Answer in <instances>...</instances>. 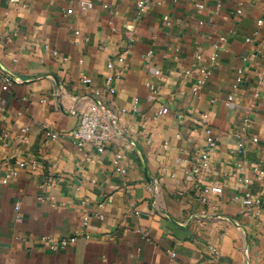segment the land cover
I'll use <instances>...</instances> for the list:
<instances>
[{
  "label": "crops",
  "instance_id": "0c3cea01",
  "mask_svg": "<svg viewBox=\"0 0 264 264\" xmlns=\"http://www.w3.org/2000/svg\"><path fill=\"white\" fill-rule=\"evenodd\" d=\"M83 2L0 0V264H264V0ZM108 76L116 129L77 148Z\"/></svg>",
  "mask_w": 264,
  "mask_h": 264
},
{
  "label": "built area",
  "instance_id": "2783aa9c",
  "mask_svg": "<svg viewBox=\"0 0 264 264\" xmlns=\"http://www.w3.org/2000/svg\"><path fill=\"white\" fill-rule=\"evenodd\" d=\"M82 7L84 8L86 6L85 2L83 0H78ZM147 0H138L137 6L140 10H142L146 6ZM203 4L202 3H196L195 6V12L200 13L202 11ZM241 12V8L239 7L237 9V13ZM258 25H262L263 20L259 19L257 21ZM247 40H250L247 38ZM108 67H111L112 64L109 62L107 64ZM241 71L239 70V73ZM208 70H204L203 73L200 75V77L197 79V83L201 84L205 81V79L209 75ZM112 77H107V85L105 87V92H102L100 89H95L93 94L97 97L96 101H91L90 106L86 109L80 112L77 122L75 126L70 130L69 137L73 144L77 148L83 147L85 144H92L95 146V148L102 152L104 151L106 147L107 141L111 138L113 135V129L116 127V119L117 114L111 110L109 107H107L103 101V95H110L113 94L115 91V88L111 84ZM240 80V76L236 78V81ZM0 85L2 89H8V87L11 85V79L9 76L3 75L0 73ZM232 96H228V100H231ZM100 105H104L108 111H105L103 108H101ZM168 111V108L166 106L161 107L157 112L156 115L164 114ZM250 125V118L248 115L244 116L243 123H242V130H244L246 127ZM41 130L44 132V134L47 137L50 138H56L58 137V133L53 131L50 127V124L48 122H44L40 126ZM26 128H23L22 131H25ZM207 132V149L202 152L201 154V167L205 168L207 165V158L209 156V153L213 150L215 146V138L209 133V130H206ZM253 140L256 141V138L253 137ZM241 143H239L240 145ZM122 153H116L113 158V163L118 166V168L121 171H124V168L119 165V161L121 158H123ZM23 162H20V165H22ZM255 178H257L260 181L264 182V169L260 167H254L253 168ZM17 174L16 171H12L10 175H7L5 178L2 179V182H7L9 177L15 176ZM245 182H248V179H245ZM217 188L214 186H209L203 188V192L207 193L209 191H215ZM242 204L248 209L251 206H256L259 203V197L251 194H245L241 198ZM19 210V204H16V211ZM85 220V219H84ZM85 222V221H83ZM76 240V236H71L69 238H63L60 241V246H65L69 243H72ZM212 252L214 254H217L218 251L213 249Z\"/></svg>",
  "mask_w": 264,
  "mask_h": 264
},
{
  "label": "water",
  "instance_id": "95a60500",
  "mask_svg": "<svg viewBox=\"0 0 264 264\" xmlns=\"http://www.w3.org/2000/svg\"><path fill=\"white\" fill-rule=\"evenodd\" d=\"M96 102H99V100L95 99ZM101 108H103L105 111H108V109L104 106V105H100ZM114 129H116V127H114ZM147 181L151 182L152 178L146 176Z\"/></svg>",
  "mask_w": 264,
  "mask_h": 264
}]
</instances>
